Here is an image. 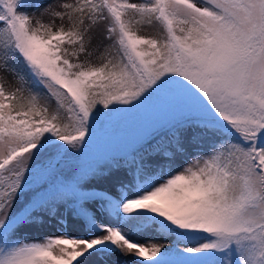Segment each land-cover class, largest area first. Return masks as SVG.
Returning a JSON list of instances; mask_svg holds the SVG:
<instances>
[{"label": "snow or ice", "instance_id": "1", "mask_svg": "<svg viewBox=\"0 0 264 264\" xmlns=\"http://www.w3.org/2000/svg\"><path fill=\"white\" fill-rule=\"evenodd\" d=\"M2 73L0 264H264V0H0ZM149 102L125 149L86 157ZM46 216L58 235H23Z\"/></svg>", "mask_w": 264, "mask_h": 264}, {"label": "rangeland", "instance_id": "2", "mask_svg": "<svg viewBox=\"0 0 264 264\" xmlns=\"http://www.w3.org/2000/svg\"><path fill=\"white\" fill-rule=\"evenodd\" d=\"M44 3H59L61 0H43ZM67 2H71V0H67ZM133 2H138V0H133ZM30 14L35 13V15L39 16V10L34 8L25 9ZM45 21H47V17L43 18ZM57 24H59V21H57ZM103 25H101L99 28L95 29L92 33L93 39L92 43L89 45V49H97V45H107L110 43L108 40H103ZM140 34L141 35H158L157 31L154 28H147V27H141L140 28ZM66 47H70L67 46ZM99 50L97 49L94 56L91 58L93 63H100L101 61L97 59V56L99 55ZM81 60L84 59V56L82 55ZM71 59V57H70ZM0 75H4L6 77V84L5 87L7 88L10 84L14 83L12 76L7 73H2ZM54 104V102H53ZM131 112L128 109H123L117 113H114L108 117L102 118L96 125L98 127L95 128L93 135L89 138L88 143L85 147H88L87 150H85L86 157L89 152L98 151L100 153L108 152V151H114V150H120L125 149L127 145L131 142L127 139L135 138L138 131L144 126L145 124L152 121V117L148 116L146 118H135L131 123H128L129 125L126 127H129V130H118L116 127H112V123L118 121L121 119L122 115L124 113ZM111 129V132L109 130ZM121 131V132H119ZM190 133L183 132L182 137L184 139L186 147L189 149V152H195L197 151V148L192 144L191 140L189 139ZM183 160V157L178 156L177 157V163L179 164ZM73 165H75L78 162L77 157H72ZM72 168V165H70L68 171L70 173ZM104 170V169H103ZM131 176L125 175V170H112L111 173L108 176L101 177L98 180H94V183L98 185V187L101 188H114V185L117 181H126L130 180ZM60 211L63 212V207L60 208ZM45 223L43 226L35 227L27 232H24L23 235L26 236L28 239H39L45 235H58V226L56 225L55 220L48 218L47 216L44 218ZM156 243H166V241L157 240L154 241ZM115 258V257H113Z\"/></svg>", "mask_w": 264, "mask_h": 264}, {"label": "trees", "instance_id": "3", "mask_svg": "<svg viewBox=\"0 0 264 264\" xmlns=\"http://www.w3.org/2000/svg\"><path fill=\"white\" fill-rule=\"evenodd\" d=\"M131 112H127L124 113L121 117V119H119L118 121L112 123V127H116V129L118 130H129L128 123H131L135 118H146L147 115L152 117V121L155 120L157 118L158 115V106L154 103H145L144 105L140 106V107H136V108H132V109H128ZM98 127L97 125L95 126V128ZM111 129L109 130V132H111ZM168 129L166 127L164 128H160L157 130L158 132V138L159 136H163L167 134ZM121 132V131H119ZM128 141H131V139H127ZM88 147H85V150H87ZM123 150V149H120ZM96 154H100L98 151H93V152H89L87 155H96ZM116 159H121L120 155L116 156ZM107 167V164H102L101 165V170L105 169Z\"/></svg>", "mask_w": 264, "mask_h": 264}]
</instances>
